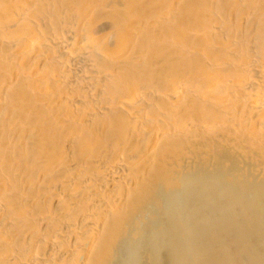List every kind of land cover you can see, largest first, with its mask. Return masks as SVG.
Here are the masks:
<instances>
[{
	"label": "bare ground",
	"instance_id": "bare-ground-1",
	"mask_svg": "<svg viewBox=\"0 0 264 264\" xmlns=\"http://www.w3.org/2000/svg\"><path fill=\"white\" fill-rule=\"evenodd\" d=\"M218 149L264 182V0H0V264L190 247Z\"/></svg>",
	"mask_w": 264,
	"mask_h": 264
},
{
	"label": "rangeland",
	"instance_id": "rangeland-1",
	"mask_svg": "<svg viewBox=\"0 0 264 264\" xmlns=\"http://www.w3.org/2000/svg\"><path fill=\"white\" fill-rule=\"evenodd\" d=\"M216 152V163L213 159L212 167L210 165L205 168L204 165L197 164L189 170L187 176L189 181L193 180L196 188L201 186L203 189L202 195L196 196L195 192L193 195L196 198L191 196L189 199L192 203L202 200L200 204L197 203V206H201H195L198 209H194L198 212L200 208L199 213L203 212V219L196 220L198 223L195 220L194 223L191 221L193 224L189 223L191 248L185 246L183 250L188 251L184 252L175 246L176 243L166 242L156 254V264H178L179 255L187 260L184 264H264V182L249 176V162H239L232 152L224 149H218ZM192 171L195 176L191 174ZM217 171L223 172L222 174L225 171L233 173L232 175L237 177L234 181H240H232L230 184L226 177L223 176V179H226L222 180L221 173ZM227 183L231 185V189ZM150 222L153 224L154 221ZM221 232L225 236L218 237L217 234ZM202 241L203 247L200 246ZM189 244L187 243L188 246Z\"/></svg>",
	"mask_w": 264,
	"mask_h": 264
}]
</instances>
